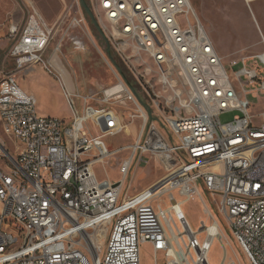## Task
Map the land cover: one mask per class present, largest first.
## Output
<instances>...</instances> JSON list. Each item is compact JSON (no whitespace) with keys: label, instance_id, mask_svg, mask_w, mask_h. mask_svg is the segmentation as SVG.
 <instances>
[{"label":"built area","instance_id":"obj_1","mask_svg":"<svg viewBox=\"0 0 264 264\" xmlns=\"http://www.w3.org/2000/svg\"><path fill=\"white\" fill-rule=\"evenodd\" d=\"M73 8L50 24L32 6L22 24L10 25L15 70L0 79V133L12 139L8 145L0 136V264H141L143 243L157 264H215V239L224 248L221 264H241L227 260L232 239L250 264H264V50L226 59L192 0H93L148 107L112 62L116 84L81 94L58 54L71 30L86 27ZM38 66L58 80L69 122L40 116L35 95L19 85V73ZM127 101L143 123L123 180L102 181L95 163L116 152L104 137L126 131L116 107ZM228 111L236 114L224 123ZM146 155L161 159L166 174L137 193L124 190ZM202 191L217 214L206 206L211 222L195 228L184 203L203 199Z\"/></svg>","mask_w":264,"mask_h":264},{"label":"rangeland","instance_id":"obj_2","mask_svg":"<svg viewBox=\"0 0 264 264\" xmlns=\"http://www.w3.org/2000/svg\"><path fill=\"white\" fill-rule=\"evenodd\" d=\"M88 2L93 7V0H88ZM192 2L206 30L226 59L253 56L264 50V44L261 41L262 36H264V0H192ZM70 4H74L72 15H80L78 10H82L86 16V27H84L85 29L77 27L71 30V35L74 38L72 36L66 38L58 54L74 78L78 91L85 94L87 91L102 90L116 84L118 79L115 70L111 66L112 63L107 54L106 43L82 5L79 9L77 0H66V2L64 0L61 2L60 0H40L34 3L30 0H0V79L4 74L15 70V60L8 54L12 45V39L9 37L10 25L22 23L27 17L28 9L32 6L41 9L49 21H47L48 23H54ZM80 40L82 41L80 45L84 46L85 50H76L73 47L77 44L75 41ZM112 50L114 52L113 47ZM114 55L128 77L132 81L137 80L128 62L115 52ZM18 76L19 85L25 91L35 94L36 109L40 116H51L68 122L72 119L70 106L63 93L60 92L59 82L54 75L38 66L31 73H25L24 71L19 73ZM137 81L139 83V80ZM141 81L144 83L143 79ZM138 89L144 96V88L141 84ZM252 102L259 103V100L252 99ZM135 107L131 101H127L126 105L116 107L117 113L128 127H126V131L122 130L120 133L105 135L104 141L108 149L116 152L106 158L105 161L101 160L95 163V172L99 180L114 183L123 180L121 166L132 155L131 146L136 142L143 123V118H139L140 116L132 117L136 112L134 111ZM235 114V111L224 112L220 115V119L224 123L229 122ZM119 120L122 124L121 119ZM160 128L165 134L171 133L163 121H161ZM91 133L99 134V130L92 128ZM0 136L8 145H12V139L9 136L3 132L0 133ZM88 156L91 159L98 156L97 150L92 149ZM165 174L163 161L157 156L146 155L145 161L135 163L125 183L124 190L137 193L157 182ZM202 196L203 199H200L197 195H193L184 203L187 217L195 228H198L201 220L211 222L205 211L206 206L213 213H216V203L212 200L213 198L203 191ZM217 219L220 220L218 217ZM225 232L227 233V231ZM201 237L204 238L205 234L203 233ZM231 243L232 246L228 247L227 260L233 257L237 258L241 264H250L238 244L233 239ZM223 257L224 248L222 243L215 239L210 259L215 264H221ZM141 264H157L152 248L148 243L142 245Z\"/></svg>","mask_w":264,"mask_h":264},{"label":"water","instance_id":"obj_3","mask_svg":"<svg viewBox=\"0 0 264 264\" xmlns=\"http://www.w3.org/2000/svg\"><path fill=\"white\" fill-rule=\"evenodd\" d=\"M83 9L85 10V12L87 13V15L89 16V18L91 19L94 27L98 30L99 34L101 35V37L103 38V40L106 43V47H107V54L108 57L110 58L111 62L113 63V65L117 68V70L119 71V73L122 75V77L124 78V80L126 81V83L128 84V86L130 87V89L133 91V93L136 95L137 99L139 100V102L145 107H148V104L140 97L139 93L137 92L136 88L132 85V83L130 82V80L128 79L125 71L123 70L121 64L118 62V60L116 59L114 52L112 50V44L110 41V38L108 37L105 29L103 28V26L101 25L97 15L95 14L93 8L91 7V5L89 4L88 0H79ZM85 44V43H84ZM73 47L76 50H85L84 48H77L76 46L73 45ZM0 59H1V50H0ZM90 91L86 92L87 94ZM149 116L153 117L152 112L149 110L148 111Z\"/></svg>","mask_w":264,"mask_h":264},{"label":"crops","instance_id":"obj_4","mask_svg":"<svg viewBox=\"0 0 264 264\" xmlns=\"http://www.w3.org/2000/svg\"><path fill=\"white\" fill-rule=\"evenodd\" d=\"M30 1L34 3L35 1H36V2L38 1V2H39L40 0H30ZM61 1H63V0H60V2H61ZM64 1L66 2V0H64ZM37 8H38V7H37ZM28 10H29V9H28ZM38 10H39L40 12H42L40 8H38ZM42 14H43L44 18L46 19V16L44 15L43 12H42ZM25 19H26V18H25ZM25 19H24V20H25ZM46 20H47V19H46ZM56 20H57V19H56ZM56 20H55V21H56ZM47 21H48V20H47ZM55 21H54V22H55ZM23 22H24V21H23ZM23 22H22V23H23ZM48 22H49V21H48ZM22 23H13V24H22ZM50 23H51V22H50ZM31 72H32V70H29L28 72H25V73H31ZM60 89H61V87H60ZM60 89H59V90H60ZM41 90H42V89H41ZM60 92H62V90H61ZM87 92H88V91H87ZM29 93H30V92H29ZM31 93H32V92H31ZM32 94H34V93H32ZM61 94H62V93H61ZM85 94H87V93H85ZM34 95H35V94H34ZM50 117H51V116H50Z\"/></svg>","mask_w":264,"mask_h":264},{"label":"bare ground","instance_id":"obj_5","mask_svg":"<svg viewBox=\"0 0 264 264\" xmlns=\"http://www.w3.org/2000/svg\"><path fill=\"white\" fill-rule=\"evenodd\" d=\"M187 200H189V199H186L185 201H187ZM185 201H184V202H185ZM182 210L184 211L183 207H182ZM214 227H215V225H214Z\"/></svg>","mask_w":264,"mask_h":264},{"label":"trees","instance_id":"obj_6","mask_svg":"<svg viewBox=\"0 0 264 264\" xmlns=\"http://www.w3.org/2000/svg\"><path fill=\"white\" fill-rule=\"evenodd\" d=\"M133 82V81H132ZM153 116H154V118L156 117V115L153 113Z\"/></svg>","mask_w":264,"mask_h":264}]
</instances>
